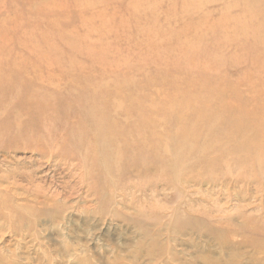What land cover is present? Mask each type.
Instances as JSON below:
<instances>
[{"label": "rangeland", "instance_id": "374dc122", "mask_svg": "<svg viewBox=\"0 0 264 264\" xmlns=\"http://www.w3.org/2000/svg\"><path fill=\"white\" fill-rule=\"evenodd\" d=\"M263 139L264 0H0V264H264Z\"/></svg>", "mask_w": 264, "mask_h": 264}, {"label": "bare ground", "instance_id": "6f19581e", "mask_svg": "<svg viewBox=\"0 0 264 264\" xmlns=\"http://www.w3.org/2000/svg\"><path fill=\"white\" fill-rule=\"evenodd\" d=\"M263 136V135H262ZM262 138V137H261ZM263 141H264V139H263Z\"/></svg>", "mask_w": 264, "mask_h": 264}]
</instances>
